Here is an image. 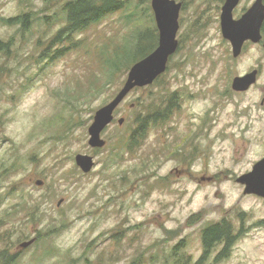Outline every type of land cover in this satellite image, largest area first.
Listing matches in <instances>:
<instances>
[{
  "label": "rangeland",
  "instance_id": "obj_1",
  "mask_svg": "<svg viewBox=\"0 0 264 264\" xmlns=\"http://www.w3.org/2000/svg\"><path fill=\"white\" fill-rule=\"evenodd\" d=\"M68 1L0 0V40L9 44L0 51V238L7 227L13 232L3 239L14 264H173L181 241L178 257L195 263L203 229L224 218L242 232L229 257L217 261L218 245L207 264H264V202L237 182L264 157L263 46L247 43L234 58L221 30L223 3L179 0L180 45L167 71L130 93L102 133L107 145L96 149L88 144L95 112L123 86L139 35L159 30L151 0H126L127 8L75 33L79 45L56 55L69 44L50 46L68 25ZM252 2L244 0L235 16ZM25 13L32 14L28 28L4 21ZM254 69L261 70L257 83L234 91V77ZM171 92L179 109L162 125L149 124L128 151L148 104ZM79 153L94 156L91 172L77 166ZM22 196L40 200L43 212L36 224L21 220L27 240L41 230L27 248L20 247L21 222L7 214Z\"/></svg>",
  "mask_w": 264,
  "mask_h": 264
},
{
  "label": "water",
  "instance_id": "obj_2",
  "mask_svg": "<svg viewBox=\"0 0 264 264\" xmlns=\"http://www.w3.org/2000/svg\"><path fill=\"white\" fill-rule=\"evenodd\" d=\"M240 1L225 0L220 15L222 35L230 43L234 58L242 55L247 42L260 44L263 39L264 1L255 0L245 13L239 18H235L234 10ZM151 6L159 30L158 45L130 67L123 86L107 104L95 112L93 121L88 128V144L92 148L102 149L107 145L102 133L116 120L115 111L117 108L136 88L152 85L159 79L167 71L171 57L179 48L178 32L183 3L177 0H151ZM259 75V69H254L242 76L234 77L232 89L236 92L248 91L257 83ZM125 121L124 117L117 119L120 126H123ZM75 160L77 166L84 173L91 172L96 165L94 156L89 154L79 153ZM237 181L246 186V193L264 197V157L254 164L251 171L238 177ZM36 184L43 186L44 181L39 179ZM62 202L63 199L59 200L58 205H61ZM34 242V238L24 241L20 247L27 248Z\"/></svg>",
  "mask_w": 264,
  "mask_h": 264
},
{
  "label": "trees",
  "instance_id": "obj_3",
  "mask_svg": "<svg viewBox=\"0 0 264 264\" xmlns=\"http://www.w3.org/2000/svg\"><path fill=\"white\" fill-rule=\"evenodd\" d=\"M223 1L224 0H220L221 3H223ZM205 3L210 4V0H205ZM127 7L128 2L126 0H70L66 2V4L63 6V11L66 12L65 17L67 18L68 25L66 26L65 30H62L60 32V35H57L52 39V41L50 42V46L56 43H58V45L69 43L63 49L58 50V53H56V55L62 54L65 50L74 49L79 45V40H74L73 35L75 33L84 31V29H87L90 24L107 16L109 13H112L119 9H125ZM30 14L31 13H25L23 14V16L4 19V21L6 24L17 23L21 24L24 28H28L32 23L29 20ZM195 23L203 27L207 22L201 24L199 21H196ZM63 32H66V37L62 35ZM153 33L155 32L146 31L143 32V34L139 35L137 48L138 56L136 60L147 55L158 45L159 36ZM151 39H153L154 41L149 46V42ZM146 44L148 47L146 46ZM8 46V43L0 40V51H5ZM46 50L47 49H45L44 51ZM127 69L129 70L130 68L125 67V73L128 72ZM110 71V75L113 76L116 72H120L121 68L112 69ZM100 89L101 88L99 87L98 90ZM161 92L166 93L167 90L162 89ZM166 95L167 96L161 97L159 99H152L153 101L148 104L147 114L142 117L140 121H136L137 127L133 130L129 141L127 142L128 151H132L133 148L139 146L141 141H143L149 124L152 126L162 125L163 123L168 121L172 117V115L179 109L180 104L177 97V92H171L170 94L167 93ZM39 204L40 200L38 199L33 200L24 196L20 197L18 199V202L15 203L12 207L15 209V212H13V210L7 211L8 216H10V221H12L14 218H17L20 222L21 220H25V222L27 221L28 223L32 224L41 222L43 219L42 217L40 218V214H42L43 212L41 211ZM13 224L14 223L12 222L10 228L17 229L14 228ZM234 227V224L226 218L205 227L202 231L203 253L195 263L192 262L193 259L190 255L178 257L179 253L177 252V250L185 246V242L181 241L172 249L171 256L173 259H175L173 264H207L209 258L211 257V254L219 244H223V246L216 257L217 261L222 258L229 257V255L231 254V250L238 238V234H235L234 232ZM18 230L20 231L18 232L19 239L25 241L30 237L31 231L29 227L24 231L22 222ZM7 231H9L8 227L6 228L5 234L3 233L0 238V257H2L0 259V264H14L17 258L16 256H11L8 254L9 244L7 243V239L3 238L11 237L14 234L13 232ZM36 231L38 236L34 238L35 240L42 237V235L40 234L41 230L38 229ZM131 264L142 263L139 258H135L132 260ZM165 264H168V262H166Z\"/></svg>",
  "mask_w": 264,
  "mask_h": 264
},
{
  "label": "flooded vegetation",
  "instance_id": "obj_4",
  "mask_svg": "<svg viewBox=\"0 0 264 264\" xmlns=\"http://www.w3.org/2000/svg\"><path fill=\"white\" fill-rule=\"evenodd\" d=\"M179 1V0H178ZM225 1V0H224ZM224 1H223V3H224ZM244 0H241L240 2H239V4L237 5V7H239V5L243 2ZM254 1L255 0H253V2L248 6V7H246L244 10H243V12L241 13V15L243 14V13H245L250 7H251V5L254 3ZM264 1V0H263ZM237 7L235 8V10L237 9ZM183 8V7H182ZM235 10H234V12H235ZM240 15V16H241ZM240 16H238V17H236L235 16V14H234V17L235 18H239ZM179 33V32H178ZM262 34H263V39H262V41H261V43H260V45H262L263 46V48H264V23H263V27H262ZM159 36V35H158ZM179 40V39H178ZM158 41H159V37H158ZM247 43H252V42H247ZM247 43L245 44V46L247 45ZM252 44H254V43H252ZM255 45H258V44H255ZM244 49H245V47H244ZM259 71H260V73H261V70L259 69ZM263 103H264V100H263ZM116 112V111H115ZM247 173V172H246ZM238 182V181H237ZM238 183H240V182H238ZM243 187H244V194L246 195V196H252V197H254L255 199H258V200H261V201H263L264 202V197L263 196H260V195H257V194H253V193H246L245 192V189H246V186L244 185V184H242V183H240ZM242 226V225H241ZM240 226V227H241ZM234 232H235V234H238V238H239V236H240V234H241V230H240V233H239V231H238V233H237V231H235V227H234ZM237 238V239H238ZM224 243V242H223ZM221 247L223 246V244H219Z\"/></svg>",
  "mask_w": 264,
  "mask_h": 264
}]
</instances>
